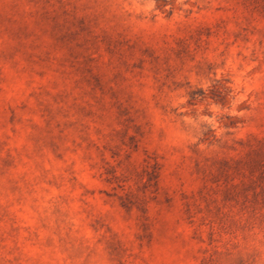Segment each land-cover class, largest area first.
<instances>
[{"label":"rangeland","instance_id":"obj_1","mask_svg":"<svg viewBox=\"0 0 264 264\" xmlns=\"http://www.w3.org/2000/svg\"><path fill=\"white\" fill-rule=\"evenodd\" d=\"M0 264H264V0H0Z\"/></svg>","mask_w":264,"mask_h":264}]
</instances>
